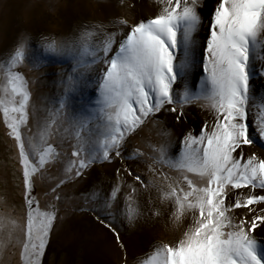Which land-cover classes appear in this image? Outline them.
I'll return each mask as SVG.
<instances>
[{
  "label": "snow or ice",
  "instance_id": "6c2138e0",
  "mask_svg": "<svg viewBox=\"0 0 264 264\" xmlns=\"http://www.w3.org/2000/svg\"><path fill=\"white\" fill-rule=\"evenodd\" d=\"M157 2L150 18L79 22L60 39L39 34L35 48L24 34L0 61V116L17 153L23 208L13 215L0 198V264L16 250L19 264H44L64 219L60 190L105 163L120 165L110 190L84 196L73 211L92 213L112 233L121 264H130L121 228L145 216L187 227L131 264H264V96L252 83L264 80V0ZM41 56L71 59L43 121L30 120L31 81L21 70L46 66ZM93 83L95 98L73 110V97ZM195 107L211 122L193 130L184 125ZM149 125L163 137L181 129L177 154L171 140L131 147ZM141 164L147 178L134 167ZM46 181L41 207L37 186Z\"/></svg>",
  "mask_w": 264,
  "mask_h": 264
},
{
  "label": "rangeland",
  "instance_id": "374dc122",
  "mask_svg": "<svg viewBox=\"0 0 264 264\" xmlns=\"http://www.w3.org/2000/svg\"><path fill=\"white\" fill-rule=\"evenodd\" d=\"M211 5L212 0H208ZM161 5L157 0H0V61L13 49L18 38L24 34L32 37V47L35 48V38L39 34L54 36L60 39L75 28L79 22H95L110 18H127L130 22L141 17L150 18L157 14ZM206 33L202 30L199 38L202 40ZM202 52L198 53V58ZM46 61V66L38 70H29L30 65L25 63L22 71L30 79V120L43 121L47 116V109L51 108L61 94L58 73L70 69L69 57H40ZM202 75V66L192 75V80L198 84ZM95 73H89L94 80ZM254 91L264 96V80H254ZM95 98L94 83L82 89L80 95L73 97V110H79L82 103ZM33 110L34 115H33ZM205 120L211 122V117L198 107L189 110L185 127L196 129ZM171 122L169 118V123ZM161 128L165 127L162 123ZM181 129H169L170 137L158 135V129L149 125L132 138L131 147H138L147 151L145 142L160 145L171 140V154L175 152L177 134ZM248 151L259 153V147H252ZM14 142L7 137L5 126L0 116V198L6 202L7 209L19 216L23 213L22 198L20 195V172L16 162ZM120 165L96 164L87 173L86 177L76 182L65 184L61 191L67 203H61L60 215L64 219L57 223L47 248L44 264H121L123 253L117 248L114 237L107 229L99 225L93 214L87 211H73L84 205V196H91L93 192L101 197L105 195L115 181L114 171ZM137 171L147 173L144 165H134ZM52 176H58L57 168L50 169ZM128 178V183H131ZM46 182H38L37 192L41 193L40 203L44 207L46 198L42 195V188ZM155 193H152L155 198ZM146 194H140L139 201L143 204ZM173 226L166 217L148 219L147 216L138 220L134 227L127 223L121 228L122 237L127 245L128 260L146 258L153 245L177 240L183 228ZM5 264H19L18 250L16 255L11 252L5 254Z\"/></svg>",
  "mask_w": 264,
  "mask_h": 264
}]
</instances>
